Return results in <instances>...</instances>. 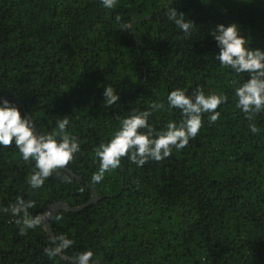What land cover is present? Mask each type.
Wrapping results in <instances>:
<instances>
[{"label":"trees","instance_id":"obj_1","mask_svg":"<svg viewBox=\"0 0 264 264\" xmlns=\"http://www.w3.org/2000/svg\"><path fill=\"white\" fill-rule=\"evenodd\" d=\"M169 8L193 22L190 34L168 19ZM221 24H236L250 50L264 51V0H117L112 9L101 0H0V106L15 105L38 134L68 117L80 145L59 170L71 183L53 173L39 189L27 182L35 161L25 162L14 142L0 146V264H68L43 254V226L21 236L18 217L3 209L18 196L35 202L33 215L60 202L80 207L90 187L96 203L59 211L63 219L50 224L73 241L64 256L92 251L90 264H264V112L249 121L236 107L235 89L249 77L216 60L212 32ZM109 85L120 99L106 107ZM177 88L227 96L220 119L212 124V113H202L184 149L143 166L122 157L94 184L95 148L133 110L164 105L149 117L154 132L180 122L167 103Z\"/></svg>","mask_w":264,"mask_h":264},{"label":"clouds","instance_id":"obj_2","mask_svg":"<svg viewBox=\"0 0 264 264\" xmlns=\"http://www.w3.org/2000/svg\"><path fill=\"white\" fill-rule=\"evenodd\" d=\"M101 3L105 8L112 9L117 0H101ZM167 16L177 28L186 35L190 34L193 22L187 20L183 13L178 14L174 8H169ZM116 20L120 21V17L117 16ZM129 27L127 23L123 25L126 30ZM212 35L219 48L216 60L221 66L230 67L236 74H248L249 78L235 89V97L238 101L236 107L251 121L255 115L264 112V51L250 50L246 46V38L239 34L236 24L227 27L218 25ZM186 91L177 88L168 94V111L179 110L182 119L179 123L169 121L165 130L154 132L148 123L153 112L164 108L159 102H152L147 111L133 110L129 116L122 119L119 130L113 133L110 141L100 143L95 148L99 168L93 173L92 182L99 183L104 179L105 173L118 169L122 157H127L137 166H143L149 160L159 162L169 157L173 147L177 151L184 149L189 140L195 138L201 129L202 113H212L209 116V122L212 124L220 119V113L216 110L222 103L227 102V96L206 95L201 88H196L191 96L186 95ZM103 96L106 107H111L120 99L110 85L104 89ZM2 105L0 146L7 148L14 142L25 162L35 161L36 171L27 180L31 188H41L53 173L62 182L71 183L70 176L59 171L66 169L74 154L80 151L77 137L67 131L69 118L58 119L52 132L38 134L32 120L22 118L15 105L7 100H3ZM249 129L254 134L259 132L255 123H250ZM35 206L34 201L18 196L15 203L3 209L4 212H11L14 217H18L16 224L20 226L19 235L24 236L27 230L40 226L47 229L53 220L58 222L63 219L56 206L33 215L29 210ZM72 244L73 241L66 235L50 233L49 246L43 248V254L48 257L59 255L67 260L68 264H90L92 251L79 252L73 257L63 255Z\"/></svg>","mask_w":264,"mask_h":264},{"label":"water","instance_id":"obj_3","mask_svg":"<svg viewBox=\"0 0 264 264\" xmlns=\"http://www.w3.org/2000/svg\"><path fill=\"white\" fill-rule=\"evenodd\" d=\"M3 106V105H2ZM27 118H29V116L27 115ZM30 119V118H29ZM36 131V129H35ZM37 132V131H36ZM87 186H89V184L86 183ZM90 187V186H89ZM91 190V199L88 203H86L85 205H82L80 207H71L69 206L67 203H56V204H52L51 206H49L47 209L51 208L52 206H56V208L58 209V211H65V212H72V213H78L80 211H82L83 209L87 208L88 206L94 204L97 202L98 200V194L96 192V190L92 187H90ZM46 209V210H47ZM45 228V227H44ZM46 232L48 234L53 233L51 226H49L47 229L45 228ZM65 260V259H64ZM93 264H97L96 262Z\"/></svg>","mask_w":264,"mask_h":264}]
</instances>
